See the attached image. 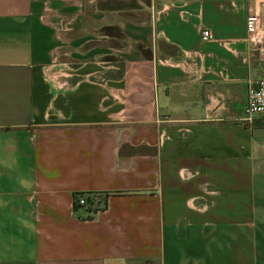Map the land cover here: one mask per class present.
<instances>
[{
  "label": "crops",
  "instance_id": "crops-1",
  "mask_svg": "<svg viewBox=\"0 0 264 264\" xmlns=\"http://www.w3.org/2000/svg\"><path fill=\"white\" fill-rule=\"evenodd\" d=\"M121 2L0 0V264H264V0Z\"/></svg>",
  "mask_w": 264,
  "mask_h": 264
},
{
  "label": "built area",
  "instance_id": "built-area-1",
  "mask_svg": "<svg viewBox=\"0 0 264 264\" xmlns=\"http://www.w3.org/2000/svg\"><path fill=\"white\" fill-rule=\"evenodd\" d=\"M246 31L255 44H260L261 41H264V22L259 15L251 14L246 18ZM207 36L208 32L204 31L202 37L207 38ZM244 115L249 122H251L254 116H264V79L254 80L249 83ZM76 205L84 207L86 202L83 199H79ZM86 217L82 218L86 219Z\"/></svg>",
  "mask_w": 264,
  "mask_h": 264
},
{
  "label": "trees",
  "instance_id": "trees-1",
  "mask_svg": "<svg viewBox=\"0 0 264 264\" xmlns=\"http://www.w3.org/2000/svg\"><path fill=\"white\" fill-rule=\"evenodd\" d=\"M124 6H127V5L121 2V6L119 7L120 9H122ZM102 32L105 34L114 35L117 38L122 37L121 33L118 32V30L115 28L114 29L104 28ZM107 197H108L107 193H96V192L75 193L73 194V209L74 211L85 209L89 213H96L97 211L102 210L106 207ZM79 199H83L86 202V205L84 207H79L76 205V202ZM87 218H90V217H86V219Z\"/></svg>",
  "mask_w": 264,
  "mask_h": 264
},
{
  "label": "rangeland",
  "instance_id": "rangeland-1",
  "mask_svg": "<svg viewBox=\"0 0 264 264\" xmlns=\"http://www.w3.org/2000/svg\"><path fill=\"white\" fill-rule=\"evenodd\" d=\"M123 1V3L125 5H127L128 7L133 8V10L135 11H131L130 12V16H132L133 18H138V19H143L145 17V13L142 11H136V10H141L143 8H145L146 4L148 3V0H121Z\"/></svg>",
  "mask_w": 264,
  "mask_h": 264
}]
</instances>
